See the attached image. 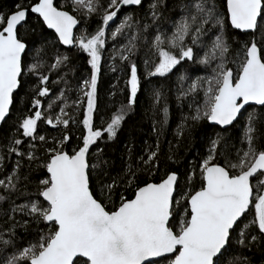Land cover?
Wrapping results in <instances>:
<instances>
[{
	"label": "snow or ice",
	"instance_id": "obj_1",
	"mask_svg": "<svg viewBox=\"0 0 264 264\" xmlns=\"http://www.w3.org/2000/svg\"><path fill=\"white\" fill-rule=\"evenodd\" d=\"M70 3L72 11L84 17L100 14V22L93 32L85 28L80 30L79 36L74 35L80 20L64 10L65 5L58 6L56 0H18L14 11L0 12V121L10 111L14 92L21 86L20 78L29 73L37 76L31 114L18 126L19 134L30 139L13 138L8 154L15 153L31 162L38 159L33 142L39 140L47 146L45 160L40 165L47 175L38 182L36 198L24 204H13L11 208V213L19 212L22 217H30V221L11 225L10 237L15 235L17 225L27 228L33 223L36 226L33 239L18 246L11 238L3 239L4 234L0 233V252L5 253L0 264H237L236 260L227 259L234 243L250 248L254 243L264 242V148L256 146L257 125L264 123V0H223L219 8L217 0H189L180 6L183 15L174 22L170 36L157 31L144 60L146 80L167 77L182 61L205 67L216 61L210 76L197 77L187 89H180L177 100L198 90H203L205 99L190 115L183 117L176 135L179 138L186 127L201 120L221 127L231 125L246 112L242 142L247 143V148L237 149L233 160L229 151L222 152L218 148L222 137L217 134L216 138H209L207 154L191 166V171L185 172L186 184L191 185L196 168H199L198 190L184 191L179 175L168 172L159 183L137 185L130 199L121 194L119 204L114 202L111 210L97 199L91 187V174L103 161L98 153L96 163L90 162V146L102 140L104 134L108 140L116 136L136 102L141 80L137 65L129 63L127 103L119 105L110 120L105 121V127L94 129L98 73L109 22H115L121 7L139 6L142 0H108L106 7L100 0H70ZM158 4L159 0H154L150 5L154 21L158 16ZM29 14L40 29L42 39L46 28L55 34L52 39L59 45L75 47L88 57L90 78L84 79L80 86L87 100L82 143L71 153L64 150L70 141L68 135L48 145V138L37 133L38 121L67 128L75 120L63 105L54 119L44 115L39 98L46 97L50 91L47 87L49 76L37 72L44 64V45L38 46L33 41L30 48L26 39L30 33H36L28 24ZM138 24L139 21L133 24L132 17L125 15L111 32V38L115 39L125 29L131 30ZM228 24L253 37L251 43L242 44L237 51L239 63L235 72L228 67L231 48L226 36ZM148 27L145 24L144 30ZM210 33L212 38L205 44L203 38ZM257 33L261 40L259 46L255 40ZM189 37L190 44L186 42ZM137 39L133 31L127 44L121 46L117 53L121 62L130 60ZM196 47L204 49L203 57L194 50ZM30 52H34L32 63H26L25 56ZM68 59L65 55H57L55 62L48 66L49 70L61 67ZM185 79L183 73L178 76L181 82ZM162 98L159 89L152 90L154 108ZM74 103L78 107L79 98ZM159 111L162 123L166 124L167 104ZM153 131H156L155 123ZM23 143L29 144L26 153L20 150ZM158 149L159 145L157 150H149L147 159L141 158L135 168L129 164L124 177L126 187L132 186L140 172L151 174L159 170ZM221 154L225 160L223 166L218 162ZM19 166L17 161L12 171L0 179V189L17 190L20 176L16 169ZM116 188L117 181L113 178L111 183L99 185V195L111 199ZM5 199L0 196V200ZM9 219H13L11 214ZM10 245L13 250L7 254ZM242 264L250 262L243 258Z\"/></svg>",
	"mask_w": 264,
	"mask_h": 264
},
{
	"label": "trees",
	"instance_id": "obj_2",
	"mask_svg": "<svg viewBox=\"0 0 264 264\" xmlns=\"http://www.w3.org/2000/svg\"><path fill=\"white\" fill-rule=\"evenodd\" d=\"M18 0H0V12L8 13L14 11V5ZM57 5H65L64 10L76 16L79 20V26L75 31V35H80L81 29H87L93 32L100 22V14H94L91 17H84L78 12L72 11L70 0H56ZM154 0H144L141 5L135 7H121L118 17L114 18L115 22H109L106 27V44L102 50V59L100 72L98 73V82L96 90V110L93 113L94 129H102L106 126L105 121H109L110 117L121 103H127V85L129 70L128 64L135 63L138 67V75L141 80V87L138 92L136 102L132 110L128 113L122 127L117 131L116 136L108 140L106 134L102 140H98L96 144L90 146L89 160L91 163H96V156L99 153L102 156L103 163L95 172L91 174V187L96 193L97 199H101L106 208L111 210L113 203L119 204L120 195L123 194L130 199L134 195V190L139 186H143L145 182L159 183L161 178L168 172H176L180 178V185H184V191H195L200 186L199 168H196V175L191 185L186 184L185 172L191 171V166L199 163L201 157L207 154L209 138H216L217 134L222 137L218 148L223 152L225 149L229 151L230 157L235 160L237 149L247 148V143L242 142L244 136V119L246 112L240 115L231 127L221 130L215 126H211L207 120H201L195 123L190 128L186 127L185 131L179 138L176 135L177 126L181 124L183 117L190 115L198 104L204 102L205 96L203 90H198L194 94H189L177 100L181 88L187 89L197 77H205L211 75V69L215 67L216 61H213L209 66L205 67L194 62H181L172 73L167 77H150L147 80L144 78L146 69L144 60L149 51L151 40L159 30V32L170 36L173 31L174 22L179 20L183 15L181 5L188 3L189 0H159L157 12L158 16L153 20L152 9L150 5ZM100 3L105 7L108 0H100ZM223 3V0H217V7ZM226 11V8L224 9ZM131 16L132 22L138 25L131 30L125 29L123 34H118L115 39L111 38V32L120 24L121 19L125 16ZM28 24L31 28L36 29V33H30L26 39L31 48L33 41L36 44L44 45L43 67L38 68V73H43L49 76L47 87L49 93L46 97H40L41 107L44 110L45 117H52L59 113L60 106L65 107V111L75 120V123L70 122L67 128L63 125L52 127L44 120L38 121L37 133L45 135L48 138V145H51L54 140L62 138L63 135H68L70 141L65 147V151L71 153L72 149L82 143L83 134V111L87 107L86 97L80 91V86L84 79L90 78L91 69L87 63V55L79 52L75 47L64 48L52 38L54 34L46 28L43 30L44 38H41L40 29L37 28L31 14L28 16ZM149 27L144 30V25ZM137 33L136 48L130 56L129 61L121 62L117 54L122 45L127 44L128 38L132 32ZM24 32V29H21ZM228 43L230 44V53L228 56V67L233 71L238 67L239 61L236 60L237 51L241 50V45L251 43L253 37L248 34H242L227 25L226 32ZM212 38L210 33L203 38L204 43L208 44ZM258 46L261 44L260 35L257 33L255 37ZM187 43H191V39L186 38ZM200 57L204 56V49L196 47L194 49ZM34 52H30L25 56L26 63H32ZM57 55H65L69 59L65 64L57 69L49 70V65L55 62ZM236 62H233V61ZM115 69V70H113ZM183 73L186 76L184 81H179L178 76ZM21 86L13 95V104L6 120L0 126V179L7 176L13 167L19 161V168L16 169L20 176V181L17 185V190L5 192L0 189V196L6 197L5 200H0V233H3V239L11 238L16 245H26L28 241L33 239L35 224L29 223L27 228L17 225L15 227V235L10 237L8 229L17 221H30V217L23 216L19 213H11L13 204L20 205L28 202L29 199H35V193L39 187V180L46 177V170L40 167L46 156V147L39 140L34 141V151L37 160L29 161L26 157H17L15 153L8 154V145L13 138L29 140L30 138L22 137L18 132L19 123L23 118L31 114L32 100L34 98V88L37 86V76L26 74L20 78ZM66 81V83H65ZM150 81V82H149ZM153 89H159L163 93V98L160 103L153 107L151 93ZM63 90V92H62ZM57 97H61L57 99ZM79 98L80 105L74 103ZM65 100L67 103L65 104ZM52 103V108L49 109V103ZM167 104L169 109L167 123H162L163 116L159 111L160 108ZM189 104L192 108H189ZM259 109L260 107H255ZM251 110V109H249ZM155 123L156 131H153ZM191 124V121H188ZM257 136L259 137L256 146L258 149L264 148V123L257 125ZM226 142V143H225ZM159 145L157 160L159 170H153L151 174L147 171L140 172L138 179L133 182L132 186L126 187L124 183L125 172L129 164L136 167L141 158L147 159L149 150H157ZM29 149L28 143H23L21 151L27 152ZM242 154V153H241ZM172 159H169V157ZM221 166L225 160L223 154L220 155L219 161ZM101 168L103 171H101ZM232 171L231 169H229ZM117 181V188L111 199H106L99 195V185L108 182L112 179ZM9 214L13 219H9ZM178 222V221H177ZM11 245L6 250L7 254L12 251ZM232 253L227 257L228 260H236L237 264H242V259L247 258L250 264H264V242L252 244L250 248L242 247L238 244H233L230 248ZM5 255L0 252V259Z\"/></svg>",
	"mask_w": 264,
	"mask_h": 264
},
{
	"label": "water",
	"instance_id": "obj_3",
	"mask_svg": "<svg viewBox=\"0 0 264 264\" xmlns=\"http://www.w3.org/2000/svg\"><path fill=\"white\" fill-rule=\"evenodd\" d=\"M144 0H142V2H143ZM124 7H135V6H124ZM78 26H79V24L77 25V27L74 29V35H75V31H76V29L78 28ZM48 30V29H47ZM235 30V29H234ZM48 31H50V32H52L51 30H48ZM235 31H238V32H240V33H242V34H245V33H243V32H241L240 30H235ZM53 33V32H52ZM54 34V33H53ZM55 35V34H54ZM62 47H64V48H73V47H70V46H64V45H61ZM18 90V89H17ZM16 90V91H17ZM16 91L14 92V94L16 93ZM12 106V105H11ZM11 106H10V109H11ZM248 106H246V108H247ZM252 107H260V106H255V105H253ZM10 112V111H9ZM242 112H243V110H242ZM8 115H9V113H8ZM8 115L5 117V119L3 120V121H0V126L2 125V123L6 120V118L8 117ZM239 117V116H238ZM237 121V120H236ZM236 121H234L231 125H226V126H224V127H221V126H219V125H212V124H210V122H208L211 126H215V127H217V128H219V129H221V130H225V129H227V128H229V127H231L232 125H234L235 124V122Z\"/></svg>",
	"mask_w": 264,
	"mask_h": 264
},
{
	"label": "rangeland",
	"instance_id": "obj_4",
	"mask_svg": "<svg viewBox=\"0 0 264 264\" xmlns=\"http://www.w3.org/2000/svg\"><path fill=\"white\" fill-rule=\"evenodd\" d=\"M246 122V120L244 119V123Z\"/></svg>",
	"mask_w": 264,
	"mask_h": 264
}]
</instances>
